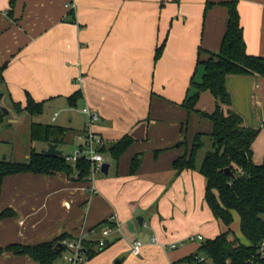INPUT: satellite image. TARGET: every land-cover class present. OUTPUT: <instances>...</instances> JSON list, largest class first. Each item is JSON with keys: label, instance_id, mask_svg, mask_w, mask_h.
Returning <instances> with one entry per match:
<instances>
[{"label": "crops", "instance_id": "crops-1", "mask_svg": "<svg viewBox=\"0 0 264 264\" xmlns=\"http://www.w3.org/2000/svg\"><path fill=\"white\" fill-rule=\"evenodd\" d=\"M227 1L0 0V107L8 112L0 120L6 126L0 159L25 162L47 142L71 147L86 122V107L98 115L92 129L104 139L108 165L92 180L62 171L3 176L0 213H10L0 218V264H38L5 247L59 236L83 235L84 246L93 245L95 252L80 264H197L184 259L228 229L248 245L235 212L228 226L213 216L200 162L179 172L172 167L195 133L212 130L201 114L214 110L209 91L199 93L198 112L182 102L194 91L191 80L201 81L202 62L219 50ZM236 9L245 52L264 58V0H236ZM224 84L231 110L258 130L251 158L259 164L264 76L229 74ZM27 96L42 102L40 114L25 111ZM31 124L61 133L47 142L30 139ZM123 137L129 143L115 159L108 150ZM107 226V244L98 248ZM196 234L203 240H186ZM135 241L141 242L137 254L131 253ZM53 264L67 262L60 256Z\"/></svg>", "mask_w": 264, "mask_h": 264}, {"label": "trees", "instance_id": "trees-1", "mask_svg": "<svg viewBox=\"0 0 264 264\" xmlns=\"http://www.w3.org/2000/svg\"><path fill=\"white\" fill-rule=\"evenodd\" d=\"M13 2L14 0H9L11 5ZM224 4L227 9V21L219 50L202 62L201 81L196 83L191 80L194 91L182 102V106L188 111L198 112L195 103L199 93L209 91L215 100L214 110L201 114L212 122V130L207 135L195 133L186 153L173 160L172 167L177 172L193 169L195 155L203 146V138H209L210 149L205 151L198 166L199 173L206 179L205 202L213 216L226 226L232 222L231 213L235 212L239 218L240 234L247 240L248 245L241 243L228 229L212 239L203 240L198 252L184 259L188 262L195 261L197 264H204V261L209 264H247L251 258L257 261L256 249L264 238V155L259 164H255L251 158V143L258 130L246 127L241 117L231 110L230 98L224 84L225 77L229 74L264 76V58L245 52L236 0H229ZM75 96L76 93L73 98ZM24 109L29 115H38L42 111V102H35L27 96ZM15 111H19L18 106H15ZM2 116L1 112L0 120ZM262 123L264 125V121ZM56 131L61 133L59 129L49 125L31 124L30 139L47 142ZM128 143L129 138L123 137L108 151L116 159ZM136 164L137 161L133 158L131 172ZM225 168H228L231 174H227ZM88 170L86 161L79 160L72 167L62 157H48L31 151L25 162L0 159V182L3 176L17 172H75L76 178L85 179ZM9 213L7 210L2 211L0 218ZM63 237L34 245L12 244L5 247V250L27 254L38 264H53L63 252L64 248L59 245ZM85 251L88 257L95 252L92 244L85 246ZM198 256H203V259L197 261ZM258 264H264V260Z\"/></svg>", "mask_w": 264, "mask_h": 264}, {"label": "built area", "instance_id": "built-area-1", "mask_svg": "<svg viewBox=\"0 0 264 264\" xmlns=\"http://www.w3.org/2000/svg\"><path fill=\"white\" fill-rule=\"evenodd\" d=\"M82 112L86 115V122L82 131L76 135L74 150L71 155L62 153L61 157L72 167H74L79 160L86 161L89 169L87 178L92 180L94 174L101 171V166L104 162L102 150L104 139L92 129L93 125L98 121V115L92 109L86 107L82 108ZM110 231L111 228L109 226L101 229V237L96 241V246L98 248L106 246L107 242L104 238ZM186 240L189 242L202 241L203 238L200 234H196L188 236ZM83 242V235H78L76 238H63L60 240V246L64 248L61 257L67 264H80L88 258ZM140 245V241L133 242L131 245V253L137 254ZM170 247H174V244H171ZM256 255L257 261L251 258L247 264H258L259 261L264 260V238L257 246ZM202 259V257H199L198 260Z\"/></svg>", "mask_w": 264, "mask_h": 264}, {"label": "water", "instance_id": "water-1", "mask_svg": "<svg viewBox=\"0 0 264 264\" xmlns=\"http://www.w3.org/2000/svg\"><path fill=\"white\" fill-rule=\"evenodd\" d=\"M0 97H1V94H0ZM0 110H1L3 115H6L8 113L7 110L4 107H0ZM40 153H42V154H44L45 156H48V157H55V156L61 157L62 156V150L58 149V145L56 143H52V142H47L46 143V148H42L40 150ZM107 167H108V165L106 163H103L102 166H101V172L106 174ZM224 171L227 174H231L229 172L228 168H225ZM138 222L141 223V218H138Z\"/></svg>", "mask_w": 264, "mask_h": 264}, {"label": "rangeland", "instance_id": "rangeland-1", "mask_svg": "<svg viewBox=\"0 0 264 264\" xmlns=\"http://www.w3.org/2000/svg\"><path fill=\"white\" fill-rule=\"evenodd\" d=\"M4 129H6V126L5 125H1L0 126V132H2ZM75 143H76V140H75ZM75 143L73 145H71V147L61 146L60 149L62 150V153L71 155L73 150H74ZM209 149H210L209 138L204 137L203 138V146L198 150V152L195 155V160H194L195 165L198 164V162L201 161L202 155L205 153V151H207Z\"/></svg>", "mask_w": 264, "mask_h": 264}]
</instances>
